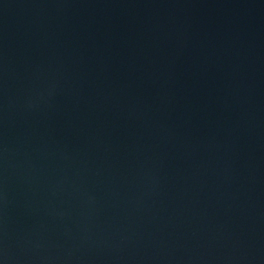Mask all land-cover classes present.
<instances>
[{
    "label": "water",
    "instance_id": "obj_1",
    "mask_svg": "<svg viewBox=\"0 0 264 264\" xmlns=\"http://www.w3.org/2000/svg\"><path fill=\"white\" fill-rule=\"evenodd\" d=\"M0 264H264V0H0Z\"/></svg>",
    "mask_w": 264,
    "mask_h": 264
}]
</instances>
